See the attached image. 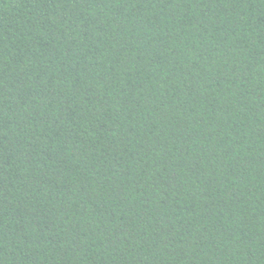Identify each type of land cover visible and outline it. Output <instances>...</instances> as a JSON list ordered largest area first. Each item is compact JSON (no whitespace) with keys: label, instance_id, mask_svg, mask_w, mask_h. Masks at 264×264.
<instances>
[{"label":"trees","instance_id":"trees-1","mask_svg":"<svg viewBox=\"0 0 264 264\" xmlns=\"http://www.w3.org/2000/svg\"><path fill=\"white\" fill-rule=\"evenodd\" d=\"M0 264H264V0H0Z\"/></svg>","mask_w":264,"mask_h":264}]
</instances>
